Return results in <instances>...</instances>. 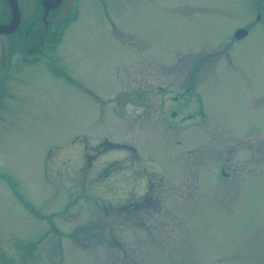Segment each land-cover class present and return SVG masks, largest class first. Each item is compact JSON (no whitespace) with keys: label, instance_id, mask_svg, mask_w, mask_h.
I'll list each match as a JSON object with an SVG mask.
<instances>
[{"label":"rangeland","instance_id":"1","mask_svg":"<svg viewBox=\"0 0 264 264\" xmlns=\"http://www.w3.org/2000/svg\"><path fill=\"white\" fill-rule=\"evenodd\" d=\"M75 1L0 35V264H264V0Z\"/></svg>","mask_w":264,"mask_h":264},{"label":"flooded vegetation","instance_id":"2","mask_svg":"<svg viewBox=\"0 0 264 264\" xmlns=\"http://www.w3.org/2000/svg\"><path fill=\"white\" fill-rule=\"evenodd\" d=\"M19 10H20V24L19 27L10 34L4 35V36H15L17 39L21 40V45L25 48L22 53H18L19 60L23 62L24 64H39L41 62L48 61L53 66V60L55 63H57V56H53L52 51L49 47V42L51 40L52 35V26L56 24L60 18L57 20H53L54 11L59 10L66 0H62L61 4L56 8H50L52 5V2L54 0H30V1H36L38 4V13L34 17V19L29 23L30 25H23L22 26V14H21V6L20 3L22 0H16ZM74 0H71L69 3V6L67 7V10L65 12V17L68 15L67 12L72 11V2ZM49 7L48 9L45 7ZM5 8L7 11V19L4 22H1L0 25L8 24L11 21V11L8 6V4L5 2ZM63 15V16H64ZM62 16V17H63ZM61 17V18H62ZM50 29H49V25ZM239 28V27H238ZM237 28V29H238ZM243 37L242 39H244ZM241 39V40H242ZM240 41V40H239ZM32 44L31 46H29ZM31 61H35L32 63ZM25 260V257L22 255L21 261Z\"/></svg>","mask_w":264,"mask_h":264},{"label":"water","instance_id":"3","mask_svg":"<svg viewBox=\"0 0 264 264\" xmlns=\"http://www.w3.org/2000/svg\"><path fill=\"white\" fill-rule=\"evenodd\" d=\"M8 1H9L10 5H11L13 17H12V21H11L10 24L0 27V33H2V34H7V33H10L12 31H14L15 28L19 24V10H18L16 1L15 0H8ZM55 4H56V2L52 6H55ZM245 34H246V31L241 29V30L236 32L235 37L236 38H241Z\"/></svg>","mask_w":264,"mask_h":264}]
</instances>
